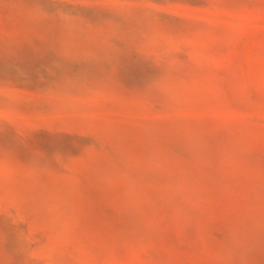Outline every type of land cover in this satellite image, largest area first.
Masks as SVG:
<instances>
[{
    "label": "rangeland",
    "instance_id": "374dc122",
    "mask_svg": "<svg viewBox=\"0 0 264 264\" xmlns=\"http://www.w3.org/2000/svg\"><path fill=\"white\" fill-rule=\"evenodd\" d=\"M0 264H264V0H0Z\"/></svg>",
    "mask_w": 264,
    "mask_h": 264
}]
</instances>
